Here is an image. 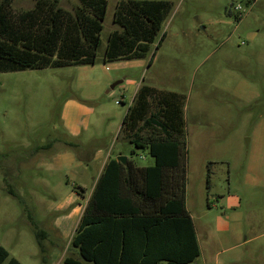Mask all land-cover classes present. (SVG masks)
<instances>
[{"label":"rangeland","instance_id":"374dc122","mask_svg":"<svg viewBox=\"0 0 264 264\" xmlns=\"http://www.w3.org/2000/svg\"><path fill=\"white\" fill-rule=\"evenodd\" d=\"M57 1L71 12L80 4ZM106 1L96 65L0 73V246L8 260L93 264L71 248L87 204L81 187L91 191L108 157L154 164L121 133L138 89L150 86L186 96L197 263L264 264V0H162L172 10L161 47L113 62H104L108 38L119 29L117 5L128 0ZM10 4L21 12L36 0ZM33 222L46 234V261Z\"/></svg>","mask_w":264,"mask_h":264},{"label":"trees","instance_id":"16d2710c","mask_svg":"<svg viewBox=\"0 0 264 264\" xmlns=\"http://www.w3.org/2000/svg\"><path fill=\"white\" fill-rule=\"evenodd\" d=\"M171 10L172 4L162 0L120 2L114 14L119 29L108 38L104 62L145 58L157 41L160 48L165 40L161 28ZM106 13V0H80L74 12L57 0H36L33 9L14 12L10 0H0V73L96 65ZM185 101L181 93L138 89L121 133L136 148H147L154 164L107 162L71 240L83 261L198 264L201 249L186 208ZM33 226L46 261L41 243L46 234ZM8 258L0 246V264H21ZM63 262L83 264L72 257Z\"/></svg>","mask_w":264,"mask_h":264},{"label":"crops","instance_id":"0c3cea01","mask_svg":"<svg viewBox=\"0 0 264 264\" xmlns=\"http://www.w3.org/2000/svg\"><path fill=\"white\" fill-rule=\"evenodd\" d=\"M110 159H111V158L108 157V158H106L105 161L102 163V165H101V167H100V169H99L98 175H97V176L95 177V179H94L93 186H92L90 192L87 191V189L81 187V188L84 189V193H86V195H84V196H85L84 198H85V202H86V203H87L88 200L91 198V196H92V194H93V192H94V190H95V187H96V185H97V183H98V181H99V179H100V177H101V175H102V173H103V171H104V169H105V166H106L107 162H108ZM128 160H129V159H128ZM85 207H86V206H84L83 208L85 209ZM186 208H187V206H186ZM79 209H80V206H78L73 212L76 213V211L79 210ZM84 209H83V211H84ZM187 210H188V209H187ZM188 212H189V211H188ZM189 214H190V213H189ZM190 216H191V215H190ZM191 218H192V217H191ZM200 249H201V248H200Z\"/></svg>","mask_w":264,"mask_h":264},{"label":"water","instance_id":"95a60500","mask_svg":"<svg viewBox=\"0 0 264 264\" xmlns=\"http://www.w3.org/2000/svg\"><path fill=\"white\" fill-rule=\"evenodd\" d=\"M119 83H116L112 86V89L115 88L117 85H119ZM117 161L121 162L122 164L126 165L127 164V161H128V158L127 157H122V156H119L117 157Z\"/></svg>","mask_w":264,"mask_h":264},{"label":"built area","instance_id":"2783aa9c","mask_svg":"<svg viewBox=\"0 0 264 264\" xmlns=\"http://www.w3.org/2000/svg\"><path fill=\"white\" fill-rule=\"evenodd\" d=\"M235 11L238 13V12L241 11V9L240 8H236ZM238 14H240V13H238Z\"/></svg>","mask_w":264,"mask_h":264}]
</instances>
